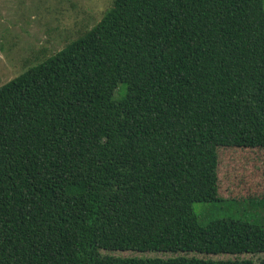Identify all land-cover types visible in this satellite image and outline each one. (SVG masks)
Returning a JSON list of instances; mask_svg holds the SVG:
<instances>
[{"label": "trees", "instance_id": "trees-1", "mask_svg": "<svg viewBox=\"0 0 264 264\" xmlns=\"http://www.w3.org/2000/svg\"><path fill=\"white\" fill-rule=\"evenodd\" d=\"M222 147L264 156V0H114L0 86V264H256L190 255L264 253L195 211Z\"/></svg>", "mask_w": 264, "mask_h": 264}, {"label": "rangeland", "instance_id": "rangeland-1", "mask_svg": "<svg viewBox=\"0 0 264 264\" xmlns=\"http://www.w3.org/2000/svg\"><path fill=\"white\" fill-rule=\"evenodd\" d=\"M114 0H0V86L61 50L96 25ZM263 149L222 147L220 149L219 195L228 201L196 202L200 222L234 217L264 224V207L250 202L264 197ZM229 199H234L229 200ZM128 256H172L164 252L107 251ZM190 255L205 258H249L256 264L264 253Z\"/></svg>", "mask_w": 264, "mask_h": 264}]
</instances>
